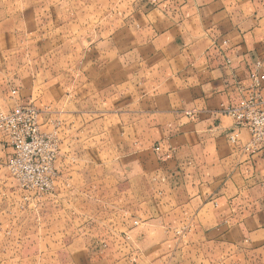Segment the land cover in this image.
I'll return each mask as SVG.
<instances>
[{
    "label": "crops",
    "instance_id": "crops-1",
    "mask_svg": "<svg viewBox=\"0 0 264 264\" xmlns=\"http://www.w3.org/2000/svg\"><path fill=\"white\" fill-rule=\"evenodd\" d=\"M112 1L116 12L102 16L95 42L84 39L69 91L56 97L53 117L70 139L37 228L47 220L60 240L104 242L88 253L101 264H125L129 251L141 264L146 242L148 264H264V149H244L246 128L232 142L226 113L264 74V0ZM62 76L39 83L51 77L59 92ZM10 152L0 133V228L13 222ZM72 249L63 260L77 259Z\"/></svg>",
    "mask_w": 264,
    "mask_h": 264
},
{
    "label": "rangeland",
    "instance_id": "rangeland-1",
    "mask_svg": "<svg viewBox=\"0 0 264 264\" xmlns=\"http://www.w3.org/2000/svg\"><path fill=\"white\" fill-rule=\"evenodd\" d=\"M112 3V0H109V4H106V0L105 3L102 0H87V4L85 0H0L2 14L0 16V110L7 112L19 106L31 108L35 110L37 126L41 133L54 134L59 144L61 141L69 140L70 134L65 133L60 120L53 117L55 109L62 108L63 104L62 101H57L56 97L58 94L65 95L69 91L70 75L67 66L70 61L73 64L75 60L82 61L83 52H80V48L85 45L84 39L90 41L91 36L95 42L99 38L102 16H105L106 21L107 14L116 12L114 11L116 5ZM87 11L93 15L92 20H84ZM4 12L10 13L9 20L5 23ZM5 28L12 30L11 38L4 37ZM54 64L58 70H52ZM60 71L64 77L62 76L61 84L58 86L61 88L59 92H56L51 77L47 78L51 84L42 86L39 83L48 72L54 75ZM65 75L69 76L68 79ZM76 76L78 86L82 87L83 85H79L83 82L82 79ZM42 91H45L46 97L44 100H38L37 95ZM5 102L11 104V109H7L8 105ZM64 121L67 122L68 118L65 117ZM0 133L11 148L7 158L9 160L13 154L12 144L1 129ZM96 135L97 140L107 139L101 138L100 133ZM76 138L83 139L84 134L78 133ZM7 162L4 166L12 182L13 222L12 227H4L2 224L0 228V264H101L91 259L88 253L99 249L103 251L106 248L104 242L100 247L94 242L91 247L84 243L86 240L78 239L76 245L68 238L60 240L56 231L48 227L50 224L47 220L44 225L38 224L37 228L38 216L44 208L51 205L48 204L45 194L41 195L35 190L21 188L9 170ZM50 210L48 211L51 216ZM27 212H30L29 215L34 220V226L30 229L22 227ZM146 223L147 220L134 221L135 226ZM54 236L57 238L54 239ZM93 240L100 242L98 237H94ZM146 244L142 245L146 255L141 257V264L149 263L147 252L150 245L155 246ZM70 246L73 247L72 251L76 252L77 259L65 261L64 254L68 253ZM131 247V244H126L123 248L128 250ZM126 255L130 258L125 264H133L131 251ZM110 264L118 263L112 261Z\"/></svg>",
    "mask_w": 264,
    "mask_h": 264
},
{
    "label": "built area",
    "instance_id": "built-area-1",
    "mask_svg": "<svg viewBox=\"0 0 264 264\" xmlns=\"http://www.w3.org/2000/svg\"><path fill=\"white\" fill-rule=\"evenodd\" d=\"M251 77L252 84L239 105L229 106L226 113L235 121L230 140L236 142L237 129L246 128L250 138L244 149L256 152L264 149V74L253 73ZM0 129L12 144L13 154L7 165L18 185L41 195L53 191L60 145L54 134L39 131L35 110L20 106L7 112L0 110Z\"/></svg>",
    "mask_w": 264,
    "mask_h": 264
}]
</instances>
